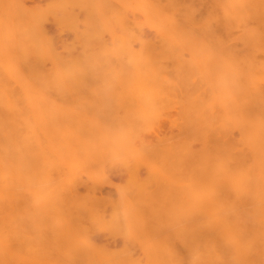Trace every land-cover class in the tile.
<instances>
[{"label":"bare ground","instance_id":"bare-ground-1","mask_svg":"<svg viewBox=\"0 0 264 264\" xmlns=\"http://www.w3.org/2000/svg\"><path fill=\"white\" fill-rule=\"evenodd\" d=\"M193 1L131 0L154 36L131 31L100 53L84 42L80 58L61 35L78 36L76 1L0 0V264H264V0L196 1L211 23L190 19ZM48 156L76 168L37 178ZM164 158L178 160L177 234L160 261L138 190L91 195L68 173ZM24 186L42 189L49 232L25 234ZM97 222L121 242L88 234Z\"/></svg>","mask_w":264,"mask_h":264},{"label":"rangeland","instance_id":"rangeland-1","mask_svg":"<svg viewBox=\"0 0 264 264\" xmlns=\"http://www.w3.org/2000/svg\"><path fill=\"white\" fill-rule=\"evenodd\" d=\"M27 1H30V2L34 1V2H32L33 3L32 5L38 4L39 6H42V5L44 6V3L48 2V0H46V1L44 0V2H43V0H27ZM72 1H76L75 2L76 4L78 3L77 5H75V3L70 2L71 3L70 5H74V6H72L74 8V10L76 9V11L73 10L74 12L78 13L81 11L79 14L80 19L77 16V21L79 19V21H78L79 24H77V25L80 28H82L84 26L82 28L83 30L78 28V36L76 39H75V37H73V34L64 27H62V29L64 28L63 29L64 31L62 29H61L62 31L61 30H59V31H61V35L65 34L64 37L67 36V38H70L69 42H70L72 48L76 47L75 50H77V48L79 47L78 50L76 51V52H78L79 57L81 56L80 54H82L81 57H83V55L87 52V49H90V48H87V49H85V52H84L85 46L87 47V45H89V44L91 45V46L89 45L90 47H93V48L96 47L97 51L99 50L98 51L99 53L100 52H106V51H108V49H106L105 46L106 47H108L107 45L111 46L114 42L112 39H114L115 37H116L115 39H117L118 37L123 36V35L125 36L126 34L129 36L128 33H130L131 31L136 32L138 30H142L143 32H145L149 36H154V34H155V28H154L153 24L150 22V20H146V19H144V17H142L140 15L141 13H140L139 8L138 7L135 8V4H133V2H130L131 0H124V1L123 0H116V1L115 0H79L80 2L83 1L82 3L84 5L79 4L78 0H72ZM196 1L198 2V0H194L192 5L189 4V6H191V7L187 8L190 10H186L187 11L186 13H188V15H190L192 17L190 19L193 21H194V18L195 19L202 18L201 20L205 21V22L209 21L210 17H211V9L204 7L205 10L204 9L202 10L203 6L202 7L200 6V8H199L198 3H196ZM36 2H38V3H36ZM101 2L103 4H101ZM122 2H123V4H122ZM194 3H196V4L193 5ZM30 5H31V3H30ZM78 5H80L79 6L80 8H76V7H78ZM193 6H195L196 8ZM197 7H198V9H197ZM205 14L207 17L205 16ZM201 15H202V17H201ZM43 17L40 18L41 23L43 22V23L49 24L50 21L48 19H50V18H48L46 20L45 19L46 17L44 19H43ZM83 18H86V20ZM203 19H207V20H203ZM82 22H84V23H82ZM209 23H211V20L209 21ZM233 26H234V24L230 25L228 28L231 27L232 30H235V28H234L235 26L234 27ZM86 27H88V28H86ZM65 30L68 31L67 32L68 34L66 33ZM84 36H86V37H84ZM78 37H79V39H78ZM90 38L92 40L91 42H89ZM73 40H75L76 44H75V42H73ZM93 40H94V43H93ZM71 41H72V43H71ZM77 42H79V43H77ZM84 42L88 43V44L86 45ZM106 42H109V43H106ZM74 45H78V46L74 47ZM82 46H84V47H82ZM80 47H81V49H80ZM76 52H74V54H76ZM109 52H110V50H109ZM161 160H164V161L158 160V162L157 161L154 162V163H156V166L149 165L148 162L146 164V161H143V160H130L129 165L127 166L128 168L126 167V168H124V170L116 169L114 165H113L114 167L113 166L110 167L106 162L105 163L101 162V164H100L98 161V163L96 164L95 162H97V161H95L94 162L95 164H94L93 161H88V162H84V164L85 163L88 164V163L92 162V164H94V165L93 166L89 165V166L85 167L86 171H85V169H83L84 165L81 167L78 166L80 169L79 168L77 169L79 171L76 170V172H77L76 174L73 175V174L68 173V177H69L68 183H70L69 186H71L73 180H74L73 183H75V182L78 183L79 181H86L89 185L88 190L90 191L89 192L90 194H91V192L93 193V191H98L100 189V190L104 191L103 193H105V195L106 194L109 195L108 193H110V197H116V193L114 191L115 190L114 184L123 185L124 188L126 187L125 188L126 190H127V186H129L131 184L130 185L131 191L138 190L135 192V195H134V192H132V195H133L132 200L135 201V203H137L139 201L137 204L139 205V207L142 206L141 212H142V214L144 213V215H146V216H144V215H142V216L145 217L146 221H148L150 218V221H149L150 223L149 222L147 223V225H148L147 232L149 230L150 231L153 230L155 232V234H152L154 232L149 231L151 234L148 232V235L156 241L157 245H155V250H157V252L159 251V252L163 253V254H160L162 257L160 256L161 258L158 259L160 261H163L161 259H164V258L168 259L169 250H168V252H166L165 250L167 248L169 249V246L171 245L170 244L171 237H174L177 234L176 233L177 232V225H176L177 224L176 223L177 187H176V183L174 182V179H175L177 171H178V160L176 158H166V159L164 158ZM161 162H163V163H161ZM34 163H35V166H34L35 169L33 168V170L35 172L34 171L33 172H34L35 176H37V178H42L47 173L54 172L53 170H55V172H56L60 168V166H62L60 169V172L63 173L64 171L67 170L66 172L63 173L64 175L67 174V172H71L70 170L75 167V166H73L72 163H70L68 166H65L64 164L60 165V164H58L59 162L57 159L54 160V158H52L50 156L38 157L37 159L34 160ZM160 163L163 164L162 165L163 167L161 166ZM52 166H54V167H52ZM159 166L161 167V170L158 172V170L160 169ZM156 167L157 168L159 167V169H157ZM162 168H164V170ZM155 169H157V170H155ZM152 171L155 173H153ZM150 172H152V173H150ZM85 174H87V175H85ZM138 174H139V176H138ZM80 175H83V176H80ZM89 176H91V178ZM84 177H86V179H84ZM139 177H142L144 180H141V178H140V180L139 179L136 180V178H139ZM77 178H80V179H77ZM87 179H88V181H87ZM135 180H136V182H135ZM151 180H153V181H151ZM124 182H125V184H123ZM138 182H141V183L139 184ZM25 183H26V181H25ZM127 183L129 185H127ZM153 183H155V184H153ZM136 185H137V188H136ZM77 186L80 187L79 191L86 192V189L84 188V185L82 183H79ZM133 186H134V188H133ZM25 187L26 186H24V192H25L24 193V201L25 202L23 201L24 202L23 203V208H24L23 209V219H24L23 223H25V226L23 224V229L25 228V230H24L26 232L25 234H27L28 231H31V229H30L31 227H33L34 229L42 228L41 230H39V229H36L37 231L35 230V235L38 234L37 236H39L40 233L43 232L45 229H46L45 230L46 233H47V231L49 232V230L47 229L48 228L47 225L49 224V222H51V220L49 219L50 217L48 215L46 216L45 214L43 215V213H42L43 212V209L41 206V204H42L41 199L42 198H40V197H42L41 195L43 194V192L41 191L42 189L39 188L37 190L36 188H38V187H35V190H37L38 193L36 191V194L33 197V196L29 195L28 191L26 190L27 187L26 188ZM131 187L133 188V190L131 189ZM41 192H42V194H41ZM90 194H88V195H90ZM38 196H40V197H38ZM34 198H35V200H33ZM30 199H32V200H30ZM136 200H137V202H136ZM103 203L105 204L104 205L105 207L109 208V202L108 201H103ZM27 204H30L31 206L27 205ZM73 205H74V208H76V206L78 207L80 204H73ZM146 206L149 208V210L147 209ZM28 208H30L31 210H29ZM40 209H42V210H40ZM71 210H73V208H71ZM30 216H32V217H30ZM147 216H149V217L147 218ZM46 217L48 220L46 219ZM153 217L155 220H153ZM27 219H28V221H27ZM41 219H43V220H41ZM45 219H46V221H45ZM47 221H49V222L47 223ZM151 222H152V224L154 223L153 226H151L152 225ZM97 223H98V225L100 224L102 226V224H101L102 222H100V223L97 222ZM97 223L91 224L93 227H95V229L91 225H86V226H90L88 228L89 230L87 231L88 234H90L92 236L95 235L94 237H97L99 239L102 236L101 241H104V242L107 241V240L105 241V236L108 237V236H111L114 234L116 240H118L116 242L117 243L119 241L121 242V240H122L121 234L120 233H112L111 229L107 228L108 224L106 225V223H108V222H105V224L103 222V224L106 225V226H104L106 228L102 227L103 229L100 227V225L98 226ZM157 224H158V226H157ZM27 225H28V227H27ZM98 228H100V229H98ZM99 230L101 232H99ZM104 230H108V231L106 232ZM45 231L43 232V234L45 233ZM101 233H102V235H101ZM102 238H104V239H102ZM165 259H164V261H167Z\"/></svg>","mask_w":264,"mask_h":264}]
</instances>
